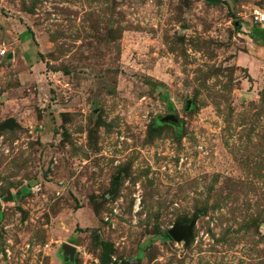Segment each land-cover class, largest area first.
Returning a JSON list of instances; mask_svg holds the SVG:
<instances>
[{"label": "rangeland", "instance_id": "rangeland-1", "mask_svg": "<svg viewBox=\"0 0 264 264\" xmlns=\"http://www.w3.org/2000/svg\"><path fill=\"white\" fill-rule=\"evenodd\" d=\"M253 10L0 0V264H264Z\"/></svg>", "mask_w": 264, "mask_h": 264}, {"label": "water", "instance_id": "water-1", "mask_svg": "<svg viewBox=\"0 0 264 264\" xmlns=\"http://www.w3.org/2000/svg\"><path fill=\"white\" fill-rule=\"evenodd\" d=\"M162 120L173 122L175 118H174V115L172 114H166L162 117ZM193 223H194V220H190L189 222L183 223V224L173 223L167 229V234L174 241L183 240L184 242H187L191 236V229H192ZM61 249L64 255L68 256V258L71 260L73 253H74V247L67 243H63L61 244Z\"/></svg>", "mask_w": 264, "mask_h": 264}, {"label": "built area", "instance_id": "built-area-1", "mask_svg": "<svg viewBox=\"0 0 264 264\" xmlns=\"http://www.w3.org/2000/svg\"><path fill=\"white\" fill-rule=\"evenodd\" d=\"M250 22L256 27L264 29V13L253 10L250 15ZM4 48L0 49V54L4 53Z\"/></svg>", "mask_w": 264, "mask_h": 264}, {"label": "trees", "instance_id": "trees-1", "mask_svg": "<svg viewBox=\"0 0 264 264\" xmlns=\"http://www.w3.org/2000/svg\"><path fill=\"white\" fill-rule=\"evenodd\" d=\"M211 1H216V0H211ZM255 27H256V26H255ZM255 29L263 30V31H264V29H261V28H258V27H256Z\"/></svg>", "mask_w": 264, "mask_h": 264}]
</instances>
